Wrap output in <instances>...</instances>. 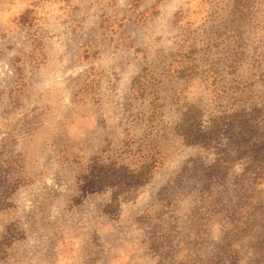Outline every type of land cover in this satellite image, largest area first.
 <instances>
[{
	"label": "rangeland",
	"instance_id": "1",
	"mask_svg": "<svg viewBox=\"0 0 264 264\" xmlns=\"http://www.w3.org/2000/svg\"><path fill=\"white\" fill-rule=\"evenodd\" d=\"M232 1L0 0V264H264V0Z\"/></svg>",
	"mask_w": 264,
	"mask_h": 264
},
{
	"label": "trees",
	"instance_id": "2",
	"mask_svg": "<svg viewBox=\"0 0 264 264\" xmlns=\"http://www.w3.org/2000/svg\"><path fill=\"white\" fill-rule=\"evenodd\" d=\"M231 7H232V14L233 15H235L236 14V12H239V11H243V9H244V0H233L232 1V5H231ZM26 14H22V16H24V17H27V16H25ZM24 22H26V21H24ZM144 70H146V67H142V69H141V71L139 72V73H137V75L136 76H134L133 77V80H132V84H131V86H132V88L134 89V90H140V88H142L141 87V85L139 84V85H137L138 83H137V81H138V79L140 78V77H143V75H144V73H143V71ZM137 83V84H136ZM137 85V86H136ZM188 133L189 132H187V131H185V134H186V136L188 137L189 135H188ZM197 136H199L198 134H197ZM197 138V137H196ZM199 138V137H198ZM191 140H195V139H191ZM260 142H258V143H256L255 144V146L253 147V152H254V155H255V157H256V159H258V158H260L261 159V157H263L264 156V145L262 146H260ZM154 149V147H152L151 148V150H153ZM109 150V143H107V141H106V144H104L102 147H100L99 148V150H98V155L99 156H96L97 157V160H106V161H109L115 168H116V170L114 171V173H113V176H114V182H123L124 180H122V174H121V171L116 167V164H115V161H113L111 158H106V155H107V151ZM122 153V152H121ZM62 159L63 158H65V159H69L70 157L67 155V151L64 149L63 150V152H62ZM77 156V155H76ZM75 155H74V157L73 158H70L69 160H67V161H76L77 159L76 158H78V157H76ZM108 156V155H107ZM148 155H146V156H144V157H147ZM100 157L102 158V159H100ZM149 157H150V162H146L145 164L146 165H151V167H153V166H155V165H157L158 163H161L160 162V160L155 156V152H152V154L151 155H149ZM64 159V160H65ZM104 161H102V162H104ZM14 162H16L17 163V166H18V162L16 161V160H12V162L11 163H9V167H14ZM92 162H93V160H92ZM105 164V163H104ZM101 166V165H100ZM96 170V171H95ZM98 173V176H99V178H98V180L100 181V182H105L106 181V179H108V177L109 176H111V169H109L108 168V166H101L100 168H93V170L91 171V173ZM123 178H126V176H124ZM127 180V179H126Z\"/></svg>",
	"mask_w": 264,
	"mask_h": 264
}]
</instances>
